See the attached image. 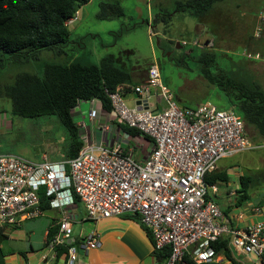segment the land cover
Wrapping results in <instances>:
<instances>
[{"label": "built area", "instance_id": "1", "mask_svg": "<svg viewBox=\"0 0 264 264\" xmlns=\"http://www.w3.org/2000/svg\"><path fill=\"white\" fill-rule=\"evenodd\" d=\"M78 18L79 12L66 25ZM259 19L264 26V8ZM262 28L255 30L254 38L261 36ZM192 45L200 46L199 42ZM242 56L264 62L260 54L244 51ZM129 95L138 97L134 109L127 108L120 93H109L112 113L118 125L139 130L137 138H150L151 149L144 159L137 158L128 145L136 138L120 133L118 125L113 142L87 140L70 160L45 157L32 162L0 154V230L43 216L44 197L49 209L60 212L58 232L47 246L57 257L58 247L73 242V218L68 211L78 200L92 222L138 217L150 231L155 250L170 249L163 263L153 264H188L186 258L194 264H215L213 245L220 240H226L229 249L246 258L247 264H264L263 210L252 209L263 216L259 221L243 229L235 227L216 202L218 186L206 181L221 160L264 145L251 144L244 121L232 110L210 101L195 108L181 107L162 84L157 65L149 67L145 82L133 86ZM153 96L162 98V110L152 111ZM88 117L93 120L97 111L92 109ZM230 196L236 197V192ZM99 243L95 233L81 240L86 251L98 248ZM66 255V264L78 262L76 247L68 248Z\"/></svg>", "mask_w": 264, "mask_h": 264}, {"label": "rangeland", "instance_id": "2", "mask_svg": "<svg viewBox=\"0 0 264 264\" xmlns=\"http://www.w3.org/2000/svg\"><path fill=\"white\" fill-rule=\"evenodd\" d=\"M102 1L118 2L124 10V16L119 19L102 20L98 16ZM176 1L185 0H92L89 5L82 7L81 16L68 27L71 40L75 44H71L67 49V55L56 56L50 52H43L35 63L23 67L10 66L0 72V85L13 83L16 75L21 72L42 75L44 63L80 61L98 65L102 57L113 54L119 57L120 67L128 70L137 68L135 75L138 74L142 80L147 79L149 67L157 65L162 84L174 95L181 107L195 108L210 101L219 108L228 110L229 104L225 95L201 76L196 62L185 57L191 51L194 52L193 56L197 55L199 47L207 46L204 50L220 54L222 68L227 66V70L243 77L249 75V79L264 88V62L242 56L246 51L251 55L260 54L264 58V32L259 38L253 37L258 27H263L264 30L259 19L264 8V0H224L215 5L205 24L189 14L174 12ZM152 11L154 16L161 12L172 14L173 20L166 34L163 33L162 26L157 28L159 30H152L150 18ZM196 25L206 26L208 30L204 28L196 30ZM193 42H200L201 45L194 48ZM180 43L188 45L178 50L176 47ZM183 57L185 61L179 63V59ZM142 83L144 82L134 85ZM137 100L136 95L124 97L128 109H134ZM150 104L152 111H158L163 109L164 102L162 98L153 96ZM91 108L97 111V117L91 121L93 127L88 121ZM73 116L77 122L85 116L88 130L96 131L99 126L110 127L109 131L113 133L116 129L119 130L116 128L114 114L103 112L98 100H94L93 103H81L73 110ZM84 131L86 128L81 129L82 136ZM98 133H102L101 130ZM248 134L251 144L264 145V140L252 128L248 129ZM82 139L86 144L87 138L83 136ZM69 142V134L57 117L27 119L15 116L12 114L11 102L6 98H0V154L16 155L32 162L42 161L45 157L58 161L64 159ZM128 145L134 148L135 156L138 151L142 159L151 149V144L147 140H142L138 145L134 140ZM219 166L229 172L230 183L227 186L218 184L216 202L227 217L243 229V221L237 222L239 215L256 207L264 208V148L225 158ZM240 176L250 179L247 188L249 198L244 204L228 208L227 204L230 201L228 194L240 189ZM234 199L237 197L231 200ZM39 220L47 223V219L42 218L25 222L18 231L9 228L11 233L8 239L2 242L4 250L11 253L16 248L26 247L32 231L35 233L33 240H42L43 223L34 226ZM78 229L75 225L74 234ZM239 260L247 264L246 258L241 257Z\"/></svg>", "mask_w": 264, "mask_h": 264}, {"label": "trees", "instance_id": "3", "mask_svg": "<svg viewBox=\"0 0 264 264\" xmlns=\"http://www.w3.org/2000/svg\"><path fill=\"white\" fill-rule=\"evenodd\" d=\"M91 1L0 0V72L10 66L23 67L35 63L43 52H50L56 56L67 55V49L75 42L71 40V32L66 23L81 7ZM222 1L224 0L176 1L174 11L187 13L205 24L215 5ZM99 10L98 16L102 20L119 19L124 16L123 8L115 1H102ZM168 15L164 12L163 20L167 21ZM192 52L185 57L196 62L201 76L225 95L229 104L228 110L234 111L242 118L247 134L248 129L252 128L264 140V88L249 79V75L243 77L227 70V66L222 68L219 53L206 51L204 48H199L197 55L193 56ZM184 61V57L179 59V63ZM133 86L135 85L132 73L118 65V58L115 55L109 54L101 58L98 65L80 61L48 62L43 65L42 75L18 73L13 83L0 85V98H6L11 102L12 114L15 116L27 119L57 117L70 137L63 160H70L77 157L84 146L81 128L73 116V110L78 104L98 100L103 112L112 113L113 105L109 93L118 92L125 97L132 93ZM118 126L120 133L131 138L141 135L137 129L125 125ZM144 139L151 141L147 136ZM227 179L224 174L212 173L206 176V181L210 184ZM240 183L241 188L236 192L235 206L244 204L249 198L247 188L250 179L242 176ZM79 203L77 200V204ZM41 208L44 211L49 209L44 197L41 199ZM129 218L140 221L134 216ZM58 229V225L49 228L44 247L50 244ZM145 229L153 242L150 231L146 227ZM6 239L5 230H0V264H4L5 255L1 244ZM74 245L72 242L65 247H58L57 258L66 255L68 248ZM213 248L217 256L222 255L232 264H243L229 249L226 240L215 243ZM169 254V248L154 251L159 263H163ZM186 260L188 264H194L188 258Z\"/></svg>", "mask_w": 264, "mask_h": 264}, {"label": "crops", "instance_id": "4", "mask_svg": "<svg viewBox=\"0 0 264 264\" xmlns=\"http://www.w3.org/2000/svg\"><path fill=\"white\" fill-rule=\"evenodd\" d=\"M89 4L90 2L86 5ZM147 4L149 5V7H151V4H149V2H147ZM78 12L80 17L82 13V7L79 9ZM153 12L154 11H152L150 17L152 18V20L154 18ZM117 58L119 62V57ZM136 69L137 68H133L132 70L131 69L129 70V72H131L133 75L134 84L145 82V79L142 80V78L138 76V74L135 75V73H137ZM93 102L94 100L91 101L90 103ZM80 104H78L77 107H79ZM85 119L86 117L82 116V119L77 123L81 129L86 128V131H84L83 136L86 137L87 140H89L90 142H95V143L101 142L104 144H109L113 142L114 137L118 135L117 131H115V133L111 131H107V132L103 131L102 130L103 127L101 126H99L96 131L88 130L85 123ZM88 121L90 123V126L93 127V124H91L92 120L89 119ZM100 130L102 133L99 134L98 131ZM135 140L137 142V145L138 143L142 142L141 138H136ZM136 154H137L136 155L137 158L142 159L138 151L136 152ZM219 163L217 166V170L214 171L213 173L224 174L227 176L228 179L226 181L217 180L216 182H214V184H216L217 186L218 184L227 186L230 183L229 172L227 170H222L219 166ZM241 177L242 176L239 177L240 188H241V183H240ZM228 192H232V191H228ZM228 195L230 196V193ZM233 198L234 197L231 196L229 197L230 201L227 204L228 208L236 207L235 204L237 201L236 199L231 200ZM261 209L264 212V208ZM68 212L72 215L73 218L72 221L73 232L75 225L78 226L79 228L77 233L73 234V238H72V241L75 243L74 247H76L77 253L79 255V259L76 264H153L154 262L157 261V259L154 256L155 248L150 236L148 235V232L146 231L145 227L140 223V221L129 218L133 216L108 218V219H102L97 222H92L87 219L85 208L81 203L77 204ZM223 214L225 215L227 221L228 220L231 221V223L235 227L239 228L238 224H234L233 221L230 220L229 217H227L225 212H223ZM241 215H243V219L241 220L244 223L243 226L244 228L263 218L262 215L253 213L252 209L247 210L245 214H241ZM42 218L47 219L46 220L47 223H44L42 222V220H39V222L34 224V226H36L37 224L42 225L43 223L42 226L44 227V231H43L42 240L40 241L33 240V236L35 235V233L34 231H32L30 233V238L27 240V243L25 244L26 247L24 246L19 249L16 248L13 250V252L10 253V252H6L1 244V249L5 255L4 264H66L67 255H62L57 258L55 257L53 251H51L47 247H44L47 240L49 228L58 225L60 212L57 210L48 209L44 212L43 216L39 218H35L33 220L42 219ZM239 221L240 220H238L237 218V222ZM25 222L21 223L19 226H13L9 228L18 231L19 229H22V224H24ZM9 228L4 229L5 234L7 235V239L9 237V233H11V230L9 231ZM15 231L13 233H15ZM94 233L98 235L100 242L99 247L93 250L86 251L81 244V240ZM215 264H232V263L230 261L225 260V258L222 255H219L217 256Z\"/></svg>", "mask_w": 264, "mask_h": 264}, {"label": "flooded vegetation", "instance_id": "5", "mask_svg": "<svg viewBox=\"0 0 264 264\" xmlns=\"http://www.w3.org/2000/svg\"><path fill=\"white\" fill-rule=\"evenodd\" d=\"M174 12H176V11H174ZM177 13H181V12H177ZM169 15H168V18H167V21H165V20H163V16H164V13H160V14H158V15H156V16H154V18H153V20H152V30H155V29H157L158 27H160V26H162V30H163V33L164 34H166L165 32H164V30H169L170 29V26H171V23H172V20H173V18H172V14L171 13H168ZM187 14V13H186ZM197 19V18H196ZM198 20V19H197ZM199 21V20H198ZM200 22V21H199ZM200 24V23H199ZM203 25V24H202ZM206 26H201V27H199L198 25H196V30H198V29H201L202 30V28H204L205 30H208V28H205ZM203 29V30H204ZM157 30H159V29H157ZM199 44L201 45V43L199 42ZM187 45H188V43H186V45L185 44H177V49L178 50H181L182 49V47H187ZM206 45V44H205ZM199 47V46H198ZM205 47H207V46H205ZM205 47H199V48H205Z\"/></svg>", "mask_w": 264, "mask_h": 264}, {"label": "water", "instance_id": "6", "mask_svg": "<svg viewBox=\"0 0 264 264\" xmlns=\"http://www.w3.org/2000/svg\"><path fill=\"white\" fill-rule=\"evenodd\" d=\"M140 103H141L140 101L137 102L138 105H139Z\"/></svg>", "mask_w": 264, "mask_h": 264}]
</instances>
